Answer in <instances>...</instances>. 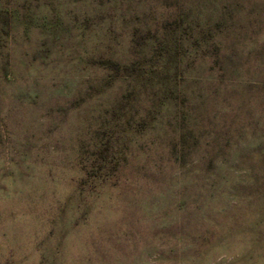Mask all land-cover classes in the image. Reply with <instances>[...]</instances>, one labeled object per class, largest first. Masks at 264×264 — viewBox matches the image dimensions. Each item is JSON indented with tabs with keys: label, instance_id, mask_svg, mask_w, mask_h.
Instances as JSON below:
<instances>
[{
	"label": "rangeland",
	"instance_id": "obj_1",
	"mask_svg": "<svg viewBox=\"0 0 264 264\" xmlns=\"http://www.w3.org/2000/svg\"><path fill=\"white\" fill-rule=\"evenodd\" d=\"M0 264H264V0H0Z\"/></svg>",
	"mask_w": 264,
	"mask_h": 264
}]
</instances>
